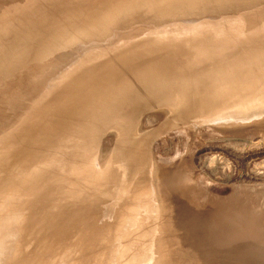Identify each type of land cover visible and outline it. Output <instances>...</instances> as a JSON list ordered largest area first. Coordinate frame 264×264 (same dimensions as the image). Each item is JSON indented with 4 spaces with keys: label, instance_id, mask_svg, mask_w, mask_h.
<instances>
[{
    "label": "rangeland",
    "instance_id": "obj_1",
    "mask_svg": "<svg viewBox=\"0 0 264 264\" xmlns=\"http://www.w3.org/2000/svg\"><path fill=\"white\" fill-rule=\"evenodd\" d=\"M263 73L264 0H0V264H264Z\"/></svg>",
    "mask_w": 264,
    "mask_h": 264
},
{
    "label": "bare ground",
    "instance_id": "obj_2",
    "mask_svg": "<svg viewBox=\"0 0 264 264\" xmlns=\"http://www.w3.org/2000/svg\"><path fill=\"white\" fill-rule=\"evenodd\" d=\"M263 74H264V73H263ZM246 77H247V76H246ZM243 78H244V77H243ZM239 79H240V78H239ZM256 79H257V78H256ZM256 79H255V80H256ZM261 79H262V78H261ZM258 80H260V79H258ZM255 91H256V90H255ZM255 91H254V92H255ZM259 91H260V90H259ZM259 93H261V92H259ZM216 97H217V95H215V97H213V98H212V97H210V98H211V99H214V98H215L214 100H216ZM212 104H213V103H211L210 100H208V98H206V99L204 100V104H203V106L205 105V107H210V106H212ZM261 104H262V102H261ZM263 104H264V103H263ZM259 105H260V102H259ZM257 106H258V105H257ZM216 107H217V106H216ZM216 107H215V108H216ZM256 108H258V107H256ZM256 108H254V109H256ZM203 109H204V108H203ZM243 109H244V108H243ZM254 109H253V110H254ZM244 110H245V109H244ZM251 111H252V110H251ZM243 112H244V111L241 112V110H240V113H239V114H241V113L243 114ZM245 112H246V113H245ZM245 112H244V114H243L244 116L249 115V114H247L248 111L245 110ZM242 114H241V115H242ZM221 120H222V118H221ZM223 155H224V154H223ZM213 158H214V157H213ZM214 160H215V159H214ZM223 160H224V159H223ZM223 162H224V161H223ZM208 165H209V164H208ZM209 166H210V165H209ZM223 169H224V168H223ZM198 205H199V204H198ZM234 210H235V209H234ZM229 212H230V211H229ZM238 212H239V211H238ZM28 213H29V212H28ZM234 213H235V212H234ZM230 215H231V213H230ZM261 218H262V217H261ZM256 220H257V219H256ZM262 220H263V219H262ZM260 227H261V226H260Z\"/></svg>",
    "mask_w": 264,
    "mask_h": 264
}]
</instances>
